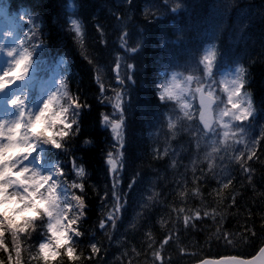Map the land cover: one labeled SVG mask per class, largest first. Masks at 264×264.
I'll use <instances>...</instances> for the list:
<instances>
[{
  "label": "trees",
  "instance_id": "1",
  "mask_svg": "<svg viewBox=\"0 0 264 264\" xmlns=\"http://www.w3.org/2000/svg\"><path fill=\"white\" fill-rule=\"evenodd\" d=\"M108 1L0 0V23L11 25V29L18 32L16 39L23 38L24 34L31 35L29 29H32L35 38L31 43L43 45L33 54L35 67L44 70L43 73L56 70L59 77L64 74L70 93L79 96L80 102L85 105L78 117L80 134L69 144L70 154L65 158L66 170L71 168L75 157L77 163L86 167L88 177L87 217L83 224L86 236L81 238L83 243L80 248L87 255L89 240L100 242L99 255L92 257L95 264H152L150 241L146 236L150 232L151 243L157 248L171 233L173 240L165 246V259L171 260V264H190L205 257L225 255L251 256L261 246L259 239L252 246L239 243L233 246L217 236L216 232L220 229L239 238L245 225L251 227L252 219L255 220L256 230H261L264 224V220L260 219L264 215L261 211L264 208L261 196L264 181L260 172L264 166V147L257 149L259 161L252 162L257 169L256 191L247 184L239 167L229 163L231 152L223 160L218 158L215 171L210 172L204 155L207 149L202 142L197 153L195 140L187 131V122L175 137L169 133L161 114L169 112L175 118L177 107L172 102L162 105L157 99V88L158 83L165 79L162 73L171 69L166 65L174 62L185 64L190 60V51L199 54L202 46L210 42L227 52L230 61L238 60L248 69L245 90L252 93L254 106L264 109V0H236L227 12L224 5L230 4L231 0H169V9L176 2L182 3V8L174 14L170 11L162 14L152 6L153 3L162 4L163 0H134L133 7L128 5L127 30L131 33V44L143 39V47L138 55L128 60L136 65V70L134 82H128L124 98L130 104L125 130L129 163L121 167L120 174L124 179L119 187L127 197V210L118 217L115 229L109 226L104 231L99 229V220L113 210L110 201H103V190L112 183V176L107 172L106 153L114 143L108 129L101 123L107 108L96 77L98 53L111 44L106 35L102 37L97 30L98 23L104 29ZM69 7L72 8L71 13ZM29 15L34 24L28 23ZM69 16L82 23V37L71 30ZM155 16L162 18L156 22ZM220 24H223L222 31ZM8 32L11 33L10 30ZM178 36H182L179 42ZM162 39L167 47L161 45ZM201 68L199 66L197 72ZM36 92V87H32L34 97ZM157 117L162 124L156 123ZM254 123L258 133L259 127L264 125V111L257 115ZM85 141L91 143L85 144ZM166 146L169 154L155 158L153 150L159 149L163 153ZM237 147L242 148L243 145ZM134 172L138 173L136 179L139 184L130 192L127 184L132 182ZM201 172L204 174L201 175ZM229 174L235 177L233 184L229 189H222L217 181ZM194 175L198 180L194 181ZM196 187L200 189V196L191 194ZM218 188L219 195L216 192ZM181 191L187 192V197L181 196ZM232 195L238 200V207H231ZM208 205L210 207L206 210L215 209L217 219L223 216L219 223L205 219L186 228L182 217L178 219L174 211L175 208L194 211L205 209ZM249 209L255 213L251 219ZM35 243V239H30L24 247L27 249L29 244ZM133 249L136 251L133 252ZM24 257L28 258L27 252Z\"/></svg>",
  "mask_w": 264,
  "mask_h": 264
},
{
  "label": "snow or ice",
  "instance_id": "2",
  "mask_svg": "<svg viewBox=\"0 0 264 264\" xmlns=\"http://www.w3.org/2000/svg\"><path fill=\"white\" fill-rule=\"evenodd\" d=\"M125 3L130 8L134 6V0H125ZM168 3L169 0H163L162 4L153 3L152 6L162 14L169 11L174 14L182 8L181 2H176L170 9ZM235 4L236 0H231L230 4L225 5V11ZM161 18L155 16L156 22ZM117 22L121 27L118 39L124 54L114 57L111 71L117 84L124 85L126 80L133 81L136 65L127 61L142 51L143 39H138L134 45L130 44L129 24L122 17H117ZM28 23L34 24L30 15ZM71 25L77 36L82 37V23L73 19ZM219 29L223 30V24L219 25ZM97 30L102 37L105 35L99 23ZM29 33L31 35L24 34L19 43L13 46L0 43V53L6 52L8 57L6 68L0 71V99L4 105V116L0 118V264H95L92 257L99 255L100 242L89 240L87 255L80 248L83 243L81 238L86 236V230L83 229L89 191L86 167L73 157L72 167L66 170L65 159L70 154L69 144L80 134L78 117L85 105L80 102L79 96L70 93L64 74H61L58 86L41 89L35 97L32 95L33 54L43 45H33L34 32L29 29ZM5 35L10 36L11 33L6 32ZM181 39L182 36H178L177 42ZM160 43L167 47L165 40L162 39ZM189 56L190 60L185 64L174 62L166 65L172 70L162 73L165 79L158 83L157 99L161 104L166 106L172 102L177 106L175 118L169 112L161 114L167 122L169 133L175 137L187 122V131L195 140L197 153L201 150L202 142L207 149L204 155L209 171L214 172L216 160H223L231 152L229 163L239 167L247 184L256 191L257 169L252 162L259 161L257 149L264 147V125L259 127L257 133L254 122L264 109H257L252 93L245 90L248 69L238 60L230 61L228 53L215 43L207 44L199 54L190 51ZM62 62L65 61L62 59ZM232 64L236 65L233 70L220 75L225 67L230 68ZM199 66H202L203 75L195 74ZM97 71L100 72L99 69ZM218 75L219 80L216 79ZM96 81L99 92L104 95L107 89L100 75H97ZM113 92L114 97H108L113 113L101 117L102 125L110 128L115 141L106 153L107 172L112 176V183L103 190V201H110L113 210L99 220V229L104 231L109 226L115 229L118 217L127 210V197L119 185L124 179L120 174L121 167L129 163L125 130L130 104L124 100L126 93L115 89ZM197 99L198 103L194 104ZM156 123L162 124L160 117H157ZM90 143L85 141V144ZM237 145L243 147L238 148ZM221 153L224 155L221 156ZM168 154V146L163 153L159 149L153 150L157 159ZM137 175L134 172L132 182L127 184L130 192L139 184ZM260 176L264 181V166ZM193 179L196 181L198 177L194 175ZM234 179L229 174L217 183L222 189H229ZM216 192L219 195L220 188ZM191 194L200 196V189L196 187ZM180 195L187 197L188 193L181 191ZM261 196L264 198V193ZM230 199L231 207L239 206L235 195ZM12 203L17 207L8 210L5 206ZM208 207L210 205L194 211L175 208L174 211L178 219L182 217L186 228L205 219L219 223L223 216L217 219V211H208ZM25 211L35 215L24 216ZM261 211L264 212V208ZM254 215L249 209L250 219ZM260 219L264 220V215ZM244 229L239 238L234 233L220 229H217L216 235L233 246L237 243L252 246L259 239L261 246L253 251L251 259H245L240 254L225 255L218 260H201L200 264H264V224L258 232L252 219L251 227L245 225ZM146 236L150 241L152 264H171V260L165 259V246L173 240L171 233L166 235L158 248L151 243V233H146ZM30 239H35L36 243L29 244L25 249L24 244ZM25 252L27 259L24 257Z\"/></svg>",
  "mask_w": 264,
  "mask_h": 264
},
{
  "label": "rangeland",
  "instance_id": "3",
  "mask_svg": "<svg viewBox=\"0 0 264 264\" xmlns=\"http://www.w3.org/2000/svg\"><path fill=\"white\" fill-rule=\"evenodd\" d=\"M223 1H225V0H223ZM71 12H72V8L69 7V13H71ZM106 12L108 15L104 19V22H103L104 23V29L103 30H104L106 37L109 39V42H111V44L104 51H101L98 53L99 59H98L97 70L98 69L100 70L98 75L101 76L103 83L105 85V88L107 89V92L104 95H102L103 104L107 108L106 109L107 111L104 112V114L111 115L113 113V107H112V103L110 102L108 97H114L113 89H115L116 91H123L125 93V91L127 89V84L129 82L126 80L124 85H118L115 78H114V73L111 71V65H112V62L114 60V57L117 55H123L124 54V49L120 47V41L118 39V36L120 34V31H121V27H120V24L117 22V17L125 18L126 23H127L128 19H129V16H128L129 15V9H128V5L125 3V0H109L108 4H106ZM219 12L222 13L223 12L222 9H220ZM73 19H74L73 17L69 16L68 22L71 26V30L77 36V34L75 33V31L73 30L72 25H71V20H73ZM9 30L11 31V36H6L5 34ZM17 33L18 32L15 29L14 30L11 29V25H9L8 23H5V22L0 23V43L6 44L8 46H13L15 44H18L20 39H16L19 37V35H16ZM16 36H18V37H16ZM131 41L132 40L130 39V41H129L130 44H131ZM207 44H210V42L206 43L202 46L201 53L203 51V48ZM7 59H8V57L6 56V52L0 53V71H3L6 68V60ZM128 63H130V62H128ZM231 68L232 67H230V68L225 67L220 75H223L224 73L231 71ZM171 70L172 69H168L167 71L170 72ZM178 70L183 71L182 69H178ZM43 72H44V70H42L41 68H37V67H35L33 70V81H34V86L36 87V91H37L36 95L40 93L41 89L46 90V89L52 87L53 85L58 86V82H59L60 77L56 74L57 73L56 70L55 71L53 70V72L52 71H48L45 73H43ZM187 74L188 73H185V75H187ZM195 74L196 75H203L202 68L200 69L199 72H196ZM220 75H218L216 77L217 80L220 79ZM124 98H125V96H124ZM3 116H4V105H3L2 99H0V118H3ZM107 129H108L109 133L111 134L110 128H107ZM112 141L115 144V141L114 140H112ZM71 167H72V165H71ZM5 207L8 210H11V209L17 207V205L15 203H12L10 205H6ZM23 215L24 216H33L35 214L31 211H25L23 213Z\"/></svg>",
  "mask_w": 264,
  "mask_h": 264
},
{
  "label": "water",
  "instance_id": "4",
  "mask_svg": "<svg viewBox=\"0 0 264 264\" xmlns=\"http://www.w3.org/2000/svg\"><path fill=\"white\" fill-rule=\"evenodd\" d=\"M197 103H198V99H197V101H196V104H197ZM221 257H223V256H221ZM221 257H217V258L205 257V258H203V259H201V260H218V259H220ZM243 258H245V257H243ZM251 258H252V255L249 256V257H246L245 259H251ZM201 260L196 261V262H193V263H191V264H200Z\"/></svg>",
  "mask_w": 264,
  "mask_h": 264
}]
</instances>
